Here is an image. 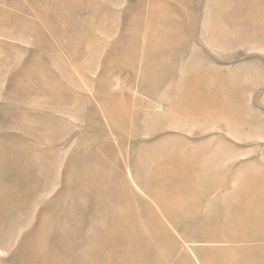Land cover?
Returning a JSON list of instances; mask_svg holds the SVG:
<instances>
[{
	"label": "rangeland",
	"instance_id": "1",
	"mask_svg": "<svg viewBox=\"0 0 264 264\" xmlns=\"http://www.w3.org/2000/svg\"><path fill=\"white\" fill-rule=\"evenodd\" d=\"M0 264H264V0H0Z\"/></svg>",
	"mask_w": 264,
	"mask_h": 264
}]
</instances>
